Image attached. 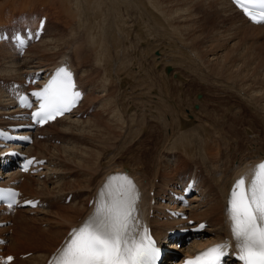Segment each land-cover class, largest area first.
I'll return each mask as SVG.
<instances>
[{"label": "bare ground", "instance_id": "obj_1", "mask_svg": "<svg viewBox=\"0 0 264 264\" xmlns=\"http://www.w3.org/2000/svg\"><path fill=\"white\" fill-rule=\"evenodd\" d=\"M121 1L123 0H0V18L8 17L10 13L14 12L16 7L15 2L19 3L22 8H25L27 5H31L33 7L42 6V8L39 9L41 13L46 12L45 4L48 3L49 5L56 8V12L63 15L61 24L59 23V25H57L59 29H56L50 37L43 39L33 45L34 52L35 48L40 49V52L37 53L39 54V58L37 56L34 59L28 58V63L20 65L8 48H2L0 54L2 57H6L8 61L3 70L5 72H10L12 75H18L24 71L31 70L29 66H32L35 69L38 67L39 69H47L49 65L56 64L62 58L66 57L69 59L70 63L75 66L79 81H82L83 83L87 82L89 84V92L91 89H94L95 91L98 89L101 90L100 93L94 97L95 99H99L98 108H100L94 112L95 114L105 112V114L108 113L109 116V112L111 114V111L115 112V110L117 111L118 108L124 112V114L126 112L127 117L129 118L134 116L135 110L139 106L141 107L142 111L146 110L150 116H152L153 113L155 114L154 123H157L159 118L163 123V119L161 118L160 114L165 113V109L168 111L166 117L173 122L176 121V118L172 116L173 108L171 107V101L168 99V93L166 95V92L164 91V87L167 85L165 84L163 87L162 81H160L161 84L159 85L161 93H159L157 89L154 88V79L152 80V77L150 78V74L153 71H158L159 73H163V77L165 76L171 78L172 71H175L178 73V76L177 78L173 79L181 81L182 77L185 75L181 77L180 73L175 68V63L178 64L180 62V64L184 66L185 70L190 73L189 75L194 77L201 76V74L197 72V69H192L191 61H188L190 56L183 49L185 43H183L181 39L179 40V38H173L174 40L172 41L171 37V39L162 38L165 33L168 34L167 30H169L172 34V30H175L174 28L177 24L186 31H191V29H194L195 22L201 18L199 17V12H202L205 17L208 18V21L213 17L220 18L222 19L221 22L225 23L232 21L231 18H233L234 21H239L242 24V27L239 26L240 24L237 25L236 22L234 23V21L229 23L231 24V29H233V31L238 34H241L244 28H251V30H254L257 33L258 39H260V42H257L262 48L260 51L255 48L257 51H254L252 56L255 60V63H257V66L264 68L262 65L264 64L262 60L264 56L261 58L258 57L262 55V50L264 48V39L261 38V32L263 30L262 27L264 25L261 26L259 24L249 23L228 0H161L164 4V6L161 4L163 9L168 8L165 10H167V13L169 14V20H165L158 10L152 11L150 8V10L145 9L148 7L146 1L154 7H157V2H155V0H125L129 5L124 4V1L123 4L125 6L123 5V7H121ZM130 3H132V6L134 7H132ZM126 7L128 10L134 9L136 11L137 9L135 8H139L140 11L137 13L138 17H136V15V19H130ZM125 9L128 16L124 15L123 13ZM166 21H168L166 24L168 27H166V30L164 29V31L162 26ZM208 21L206 19V23ZM200 22L201 20L199 23ZM208 23L211 24V20ZM217 23L215 26L216 28L218 27ZM173 24H176L174 25L175 27ZM205 25L201 26L204 28ZM212 26L213 25H211V27ZM198 30L202 31L199 28ZM210 31L211 33L215 32L212 30ZM227 34L229 36V33H226V35ZM231 34L233 35V32ZM193 37L195 38V35ZM225 38L227 39V37ZM208 41L211 42L210 40ZM177 43L179 44L176 45ZM231 46H228V48ZM172 47H176L175 52L172 51ZM204 47L205 51L207 52V57H205V59L209 61L211 59V62H209L210 64L215 63L217 68L220 67L222 70L228 71L227 74L235 75L240 86L242 87L243 84L239 79V77L242 76V73L237 72L238 68L241 66L238 64L241 62V55L240 59L237 60V62L235 61L236 63L234 62L235 64H231L229 61L228 62L230 64H227L228 62H223L222 53H213L218 51H213V49H210L208 43L204 44ZM233 47L234 46L231 48L234 49ZM131 49L132 51H130ZM154 49H157L156 54L153 52ZM241 50L239 51L241 52ZM129 51L131 52L130 54L128 53ZM202 52H204L203 49ZM222 52L228 53V51L225 50ZM245 52L242 55H244ZM165 54H168V56H165ZM29 55L30 52H27L24 55V58L27 59ZM172 58L178 60L174 62L173 60H170ZM250 61L252 60L250 59ZM168 63H170L172 67V70L169 74L164 73L163 67H161L163 64ZM247 65H249V63ZM207 66L206 70L208 69ZM257 66L255 67L257 68ZM253 68L252 70H246L245 68V71H247V76L250 75L251 79L257 78V76H263L264 78V69L258 73V70L260 69H256L257 72H255L256 70L254 71ZM214 70H216V68ZM222 70L221 73H223ZM96 71L99 72V75L96 73ZM0 72L5 74L6 77L5 72ZM221 73L217 72V74H214L221 76ZM208 74L211 76L209 72ZM94 75L96 77V80L94 81L95 84L91 82V77ZM160 75L162 76V74ZM160 75L157 74L159 77ZM226 78H229V75H226ZM220 79L222 78L220 77ZM249 83H251V81ZM120 85L123 86L120 87ZM220 85V83L217 84V86ZM109 86H112V88L115 90L113 93L114 95L111 94L113 95L112 98L109 97ZM169 87L172 88V86ZM127 88L129 89V95ZM172 93L170 94L171 96ZM257 93L258 95L256 94L257 96H255V98H262L261 95H259V91ZM87 96L89 98V93ZM185 98L187 99V97ZM179 101H184V99L180 100L179 98ZM95 103V101L85 100L82 105L83 107L88 108ZM173 103L175 104L176 108L179 106H176L175 102ZM178 103L180 104L182 102ZM198 103L199 102H196L193 106L196 110L189 109L191 112L186 116L188 119L187 121L185 120L184 116V118L178 117V125L180 126L179 131L183 130L181 131L182 136H180L182 139L180 140L179 136L176 134L177 136H174L173 140L168 146L170 149L165 147V150H170L169 153L166 150L169 155H166L167 153H165V155L161 158L157 155L156 158L152 157L149 160H143L140 155L136 156V150L131 148V139L125 132L127 130L125 125L128 122H121L119 129H116L118 134L113 135L114 132L112 128L116 127V123L114 122V124L112 122L113 119L109 120V122L111 121L114 124L113 125L111 123L113 127H102L106 130V133L94 132L95 134H91V132L88 133V136H86V133L84 134L80 130V122L67 120L69 123L67 122L66 124H60L59 127L61 130L60 132L65 134L64 138L68 139V142L70 140V143H66L67 145L64 143L58 144L54 142H42L41 139L35 138L32 145H29L28 150L33 153H39L43 156H48L50 163L52 164L50 165V169L45 171L44 179L38 178L34 175V178L31 179V175H26L23 180L20 181V187L25 194L41 196L47 204L41 208H35L34 211L23 208L16 211L15 214L8 215L7 218L12 222V224L9 226H3L9 224L7 221L0 223V225H2L0 226V236L4 239L7 238V241L0 246L4 249L5 253L11 252L14 254V259L7 264H43L50 252L53 251L60 243L66 231L72 225L78 223L80 219L87 212H89L90 206L88 205V201L91 197L95 196L96 189L100 182L104 179L107 171L117 166L121 168L127 167L128 170H130L135 175L141 185L143 193L140 200V219L143 218L144 223L153 224V231L155 235L160 238V242L165 247L170 246V244H167L164 240L165 230L173 227L175 222H185L186 220L159 219L162 216V206L165 205L167 207L171 206V204L167 201L168 197L167 195L165 197L164 192V194H160V197H163L166 200L163 203L158 202L157 199L159 197L157 192L160 191L159 188L162 186L168 188L174 187L170 186L173 185L170 184V182L173 180L174 176L173 166L175 161L173 158L177 156L179 160H191L194 158L195 153L198 158L200 157L201 164L207 175V180L204 181L205 183L203 182L202 189L200 185L198 187L199 194L201 195L199 199L196 195H191L190 198L194 199V201H192L189 206L180 205L178 208H181V211L186 209L188 212V217L194 219V222L190 223V225L194 224L200 219L208 218L209 225L201 231H189L177 239L184 241L188 237L190 240L200 245H205L213 240H217L222 235L224 238L229 237L230 231L228 230L227 221H223L222 208L230 182L235 175H237L244 169L245 166H247V163L253 162L254 160L260 158L261 154H264V152H251L248 155L240 156L238 159L234 158V160L230 163H226L225 160L231 158L230 155L234 154V150L232 149V146L231 150L226 148L229 155H223L221 150L219 151L216 145H213V139H211V142H209V136L202 138L200 134L203 131L208 134V131L207 129L201 128L202 124H200L199 121L202 120L200 118V120L196 123L197 119H195V113L200 110V104ZM9 104L10 101L7 98H3L2 91H0V118L1 114L12 110V106ZM153 107L155 108L154 111ZM259 108L263 112V115L260 116V121L264 125V107L261 108L259 106ZM101 117L102 116L100 115L99 118L101 119ZM88 119L89 117L81 123L84 124L85 122L89 121ZM100 119H97L96 117L95 121H101ZM119 119L121 121V118ZM106 120L108 121V119ZM95 121L94 124L96 123ZM116 121H118V119ZM130 121L137 122L133 118H131ZM191 123L193 124L190 125ZM118 124L119 123H117V125ZM130 124L132 125L131 122ZM135 127H138V123ZM121 129L122 133H120ZM45 132L48 133L47 130H45L44 133ZM217 136L219 139H221L219 135ZM72 137H74L73 140L71 139ZM190 137L195 138V145H193ZM210 144L213 145V147ZM86 145L93 146V148L87 147ZM213 148L215 150L214 153L211 154L209 151H213ZM250 149L251 148H248L247 152H249ZM130 150L132 151L129 154ZM129 158H132L133 160L132 165H130L128 162ZM48 174H54L56 178L50 180L51 177L47 176ZM68 174H71V176L68 177ZM7 176L8 172H5L1 175L2 179L7 178ZM32 180H34V182H31ZM28 184H31V187L28 188ZM150 190H153L154 194H150ZM70 192L73 194V196L68 203H58L59 200H63ZM0 243H2V240H0ZM200 245H196V247H199ZM171 248H175L176 250L180 249L176 246H171ZM27 251H30L27 256L22 258L19 256L20 253ZM181 255H184V252H181ZM162 260V264H169L167 261L168 256L163 257ZM171 264H175V262L173 261Z\"/></svg>", "mask_w": 264, "mask_h": 264}, {"label": "rangeland", "instance_id": "obj_2", "mask_svg": "<svg viewBox=\"0 0 264 264\" xmlns=\"http://www.w3.org/2000/svg\"><path fill=\"white\" fill-rule=\"evenodd\" d=\"M124 1L125 0L121 1V7H123L124 4H127V2L125 1L126 2L125 3ZM123 2H124V4H123ZM155 2H157V4H156L157 7H154L153 5L147 3V1H146V4H147L148 7L145 6L146 7L145 9L148 10L150 8L152 11H155V10L157 11L158 10L161 13V15L165 18V20H169L168 19V15L169 14L167 13V10H165V9H168V8L164 7L165 9H163L162 5L164 6V4H163V2L161 0L160 1L159 0H157V1L155 0ZM193 3H194V1H193ZM127 5H129V4H127ZM130 5L132 6V3H130ZM132 7H134V6H132ZM126 9H127V7H126ZM126 9L123 11L124 15H126V16L129 15L130 19H136L135 18L136 15H137L136 17H138L137 13H139V11H140L139 8H135V9H137L138 12L136 10H134V9H132V10H128L127 9L128 15L126 14ZM201 13L202 12L198 13L200 15L199 17H201L200 18L201 22L199 23L200 20L197 21L198 23L195 22L194 29H191L192 32L189 31V30L186 31L185 29L181 28L177 24V22L175 21L177 25L173 24V26L176 25V27L175 26H174L175 28L173 27L175 30H172V34L170 33L169 30H167L168 34L165 33V35L162 36L163 39H171L172 38V41L174 39H178L179 38V40L181 39L182 42L185 43V46H184L183 49L190 56V59L188 61H191L192 69H197V72H199L201 74V76L194 77V76L189 75L190 73H188L185 70L184 66L181 65L180 62L178 64L175 63V68L180 73L181 77L185 75L184 77H182L181 81H177V79L174 80L172 76H171V78L170 77H165V76L163 77V73H159L158 71H153L150 74V78L152 77V80L154 79L153 80L154 85H155L154 88L157 89V91L159 93H161L160 92L161 91L160 90V85H159V84H161L160 81H162V84H163L162 86L163 87L165 86V84L167 85L166 87H164V91L166 92V95L168 93L167 96H168V99L171 101L170 102L171 105H172L171 107L173 108L172 116H174L176 118V121L172 122V121L169 120V118L166 117V114H168V111L166 109L164 110L165 113L160 114L161 118L163 119V123H162V120H160V118L158 119L157 123H154L155 122V119H154L155 114L153 113V115L150 116L146 110L142 111L141 107H139V106L137 107L138 109L136 108L134 116L129 117V118L127 117V113L126 112L124 114V112H122L118 108H117V111L115 110V112L111 111V114L109 112V116H108V113L105 114V112H100L99 114H95L94 113L95 110H94L93 114H92L93 116L89 117V119H88L89 121L85 122L84 123L85 125L83 123L79 124V127L81 128L80 130L84 134L86 133L85 134L86 136H88L89 135L88 133H91V132H92L91 134H95L94 132H96V133H98V132L99 133H102V132L106 133V130L104 128L107 127V126L108 127L112 126V124L114 122L116 123V124L114 123L116 127L114 128L112 126L113 127L112 129H113V132H114L113 135H117L118 134V131L116 129H119V126H121V122H125V123L128 122L125 125L126 128H127V130L125 132L128 133V131H130V129L131 130H136L137 129L135 126H136L137 123L140 122V119H141V121L144 123V125H148L149 124V126H150L148 128L149 131L145 132L142 135L141 141H140V143L137 146L133 145V143H131V148H134L136 150L135 155L136 156L140 155V157L143 158V160H149L152 157L156 158L157 155L160 156V158H161L162 156L165 155V153H167V151H168L167 149H170V147H168V146L170 145L171 141L173 140V138H174V136L176 134L179 136L180 140L182 139L180 136H182L181 135V131H183V130L179 131V127L180 126L178 125V119H179L178 117H181V118L185 117V120L187 121L188 120L186 118L187 114L191 112L190 111L191 109L192 110H196V109H194L193 106H194V104L196 102H199L198 104H200V110L197 113H195V119H197L196 123H197V121H199L201 119L202 121H199V123L202 124L201 128L207 129V131H208V134H206V132H204V131L200 134L202 136V138H206V137L209 136V138H208L209 142H211L210 141L211 139H213L214 143L218 142L220 144V149L217 146L216 147H217V149L219 151L221 150L223 155H229V153H227V149L226 148H229L231 150V146H232V149L234 150V154L230 155L231 158L225 160L226 163H230L231 161L234 160V158L238 159V158H240V156L248 155L251 152H259V151L260 152H264V127H263L264 125L260 121V116L263 115V112L259 108V106L261 108L264 107V101H263L264 100V91H263L264 90V87H263L264 86L263 85L264 84V78H263V76H257V78L251 79V76L250 75L247 76V73H246L247 71H245V68H246V70L247 69L248 70H252V68L254 67L253 70L255 71L256 69L257 70L260 69V70H258V73H260V71H262L264 69V68H261V67L257 66V63H255V60H254V58L252 56L254 51H257V50L260 51L261 48H262L261 45L257 42L258 41L257 33L254 30H251V28H244L241 34L240 33L239 34L236 33L235 31H233V29H231V27H230L231 24H229L230 22L234 21L233 18H231L232 21H230L229 23H227V22L225 23V22H221L222 19L213 17V18L210 19L211 20V24H209L208 22H210V20L208 21V18H206L203 13H202V16L203 15L204 16L202 17ZM205 18L208 21L207 23H206V19ZM202 21H204V22H202ZM167 22L168 21H166L163 24V26H165V27L162 26L163 30L164 29L166 30V27H168L166 25ZM215 22L216 23L218 22L217 23V26H218L217 28L215 27L216 26ZM235 22H236L237 25L240 24L239 26L242 27V24L239 21H234V23ZM54 24H55V21L53 20L52 25H54ZM201 25L202 26L203 25L207 26V27L204 26L205 30H204V28ZM211 25H213L214 27L213 26L211 27ZM228 25H229V27H228ZM243 26H244V24H243ZM198 28L201 29L202 31L198 30ZM228 29H230V30H228ZM210 30L215 31V32L211 33ZM209 31L213 35H211L209 33ZM230 32L231 33L233 32V35ZM196 33H197V35H196ZM226 33H229V36H228V34L226 35ZM253 33H254V35H253ZM174 35L177 36V37H175ZM194 35H195V38L193 37ZM58 36H59V33H58ZM225 37H227L228 40ZM242 37H245V38H242ZM208 40H210L211 42H209ZM212 41H213V43H212ZM207 43L209 44V48L210 49H213V51H218V52H213V53H222L223 62L227 63L229 61L231 64H235L237 62V60L240 59V55H241V58H242V59H240L241 62L238 63L239 66L240 65L241 66L238 68L237 72L238 73H242V76H240L239 79H240V82L243 84L244 87L240 86V84L238 82V79H236L235 75L227 74L228 71L222 70V68H220V67L217 68V65H215V63L210 64L209 62H211V59H210V61L205 59V57H207V52L205 51L204 44H207ZM178 44L179 43H177L176 45H178ZM231 44H232V46H234L233 47L234 49L231 48L232 47ZM210 45L211 46L213 45V46L211 47ZM235 45H236V47H235ZM228 46H231V47L228 48ZM215 48H216V50H215ZM255 48H257V50H255ZM202 49H203L204 52H202ZM237 49H238V51H237ZM249 49H251V50H249ZM224 50L228 51V53L227 52L223 53L222 51H224ZM233 50H236V51H233ZM239 50H241V52ZM130 51H132V49ZM130 51L128 52L129 54L131 53ZM172 51L175 52L176 51V47H174V48L172 47ZM262 51H263L262 55L258 56L259 58L264 56V48H263ZM38 52H40V49H36L35 48V52L34 53H38ZM244 52H245V54L246 53L247 54L246 55L245 54L242 55ZM248 52H250V53H248ZM230 55H231V57H230ZM165 56H168V54H165ZM130 57L132 58L131 55H130ZM229 57L231 58V60H230ZM249 57H251V58H249ZM250 59L252 61H250ZM170 60H173L175 62L178 59L172 58ZM204 60H205V62H204ZM243 60H244V62H243ZM262 60L264 62V57L262 58ZM232 61H233V63H232ZM207 62H208V64H207ZM229 62L227 64H230ZM248 63L250 65L251 69L249 68V65H247ZM203 65H205V66H203ZM262 65L264 66V64H262ZM206 66L208 68L207 69L208 71L206 70ZM255 66H257V68ZM215 68H216L217 71L214 70ZM221 70H222L223 73H221ZM257 70L255 72H257ZM208 72L211 74V76H209ZM217 72L218 73L220 72L222 75L221 76L220 75H215V74H217ZM96 73H98V75H99L98 71H96ZM245 73H246V75H245ZM157 74L158 75L162 74V76L160 75L161 78L159 76H157ZM212 74H214V75H212ZM226 75H229V78H226ZM216 76L218 77V79H217ZM220 77L222 79H220ZM248 78H250L251 80L248 79ZM228 79H230V80H228ZM243 79H244V81H243ZM95 80H96V77L94 75V76L91 77V82L93 84H95V82H94ZM147 80H149V79H147ZM169 80H170V82H169ZM249 80L251 81V83H249L250 82ZM216 81H218V82H216ZM218 83H220L221 85L217 86ZM169 86H172V88H170ZM108 88H109V91H110L109 92V97L112 98V96L114 95L113 93L115 92V90L112 88V86H109ZM258 91H259V95H261V97H262L260 99L255 98V96L258 95V93H257ZM127 92H128V95H129V89L128 88H127ZM197 92L201 93V97L200 98H196V93ZM171 93H172L173 97L170 95ZM252 93H253L254 96L252 95ZM111 94H113V95H111ZM184 95H185V97H187V99L184 97ZM176 97L178 98V100H177ZM179 98H180V100L184 99V101H179ZM175 99L177 100V103H176ZM196 99H197V101H196ZM173 102L176 103V106L177 105H179V106H177V108H176L175 104ZM178 102H182V103L179 104ZM257 103H258L259 106L257 105ZM138 110L141 111V112H139ZM154 110H155V108L153 109V111ZM112 114H113V116H112ZM100 115L102 116L101 119L99 118ZM123 115H125V116H123ZM116 116L117 117L119 116V117L117 118ZM96 117H97V119H100L101 121L97 120V122H96L95 121ZM116 118L118 119V121H116L117 120ZM119 118H121V121H120ZM131 118L135 119L137 122L130 121ZM106 119H108V121ZM103 120H105V121H103ZM109 120H112L113 123L111 121L109 122ZM94 121L96 122L95 124H94ZM129 121L132 123V125L130 124ZM87 123H89V124H87ZM117 123H119V124L117 125ZM160 123H162V124H160ZM208 123H209L210 126L208 125ZM192 124L193 123H191L190 125H192ZM55 126H58V125H55ZM103 126H104V128H102ZM90 127L91 128H97V129H91ZM144 128H146V126ZM184 128H182V129H184ZM89 129H91L92 131L89 130ZM249 129H250V131H249ZM57 130L60 131L59 128H57ZM102 130H104V131H102ZM115 130H116V132H115ZM120 133H122V129L120 130ZM217 135H219L221 137V139H219V137ZM71 139L73 140L74 137H72ZM49 143H53V142H49ZM181 144H182V142H181ZM86 146L90 147V148H93V146H88V145H86ZM211 146L213 147V145H211ZM165 147H167V149H166L167 151L163 150V149H165ZM248 148H251L249 152H247ZM214 150L215 149L213 148V151L210 150L209 152L212 154V153H214ZM169 152H170V150L168 151V153ZM168 153L166 155H169ZM67 176L70 177L71 174H68ZM11 224H12V222L9 223V224L3 225V226H9ZM0 226H2V225H0ZM170 246H172L171 243H170Z\"/></svg>", "mask_w": 264, "mask_h": 264}, {"label": "snow or ice", "instance_id": "obj_3", "mask_svg": "<svg viewBox=\"0 0 264 264\" xmlns=\"http://www.w3.org/2000/svg\"><path fill=\"white\" fill-rule=\"evenodd\" d=\"M234 2L253 22H264V0ZM20 43L23 44V40ZM31 95L39 101V107L31 117L42 125L70 111L81 94L75 90L72 73L61 67L41 90ZM19 100L21 106L32 107L27 95L20 96ZM31 163L27 162L25 171ZM0 195L10 199L11 207L19 194L0 190ZM138 200L136 185L128 176L109 177L99 194L94 213L82 226L71 231L50 264H154L159 249L146 228L139 230ZM227 213L241 264H264V161L254 166L250 179L246 174L234 182ZM230 247V241L215 245L186 264H221Z\"/></svg>", "mask_w": 264, "mask_h": 264}, {"label": "crops", "instance_id": "obj_4", "mask_svg": "<svg viewBox=\"0 0 264 264\" xmlns=\"http://www.w3.org/2000/svg\"><path fill=\"white\" fill-rule=\"evenodd\" d=\"M258 38V37H257ZM258 41L260 42V39H258Z\"/></svg>", "mask_w": 264, "mask_h": 264}]
</instances>
